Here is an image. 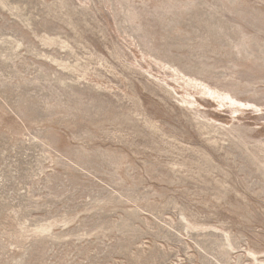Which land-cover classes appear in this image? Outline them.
<instances>
[{"label": "rangeland", "instance_id": "1", "mask_svg": "<svg viewBox=\"0 0 264 264\" xmlns=\"http://www.w3.org/2000/svg\"><path fill=\"white\" fill-rule=\"evenodd\" d=\"M0 264H264V0H0Z\"/></svg>", "mask_w": 264, "mask_h": 264}]
</instances>
